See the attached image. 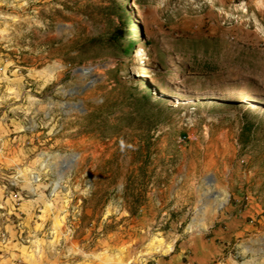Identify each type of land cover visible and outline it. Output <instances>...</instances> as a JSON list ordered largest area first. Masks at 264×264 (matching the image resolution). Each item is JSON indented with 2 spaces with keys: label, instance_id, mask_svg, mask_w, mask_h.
<instances>
[{
  "label": "rangeland",
  "instance_id": "1",
  "mask_svg": "<svg viewBox=\"0 0 264 264\" xmlns=\"http://www.w3.org/2000/svg\"><path fill=\"white\" fill-rule=\"evenodd\" d=\"M0 264H264V0H0Z\"/></svg>",
  "mask_w": 264,
  "mask_h": 264
},
{
  "label": "trees",
  "instance_id": "2",
  "mask_svg": "<svg viewBox=\"0 0 264 264\" xmlns=\"http://www.w3.org/2000/svg\"><path fill=\"white\" fill-rule=\"evenodd\" d=\"M120 20H121V23L113 29V31L109 34V36L104 41H101L98 38L97 39L92 38L88 42H85L80 47V49L85 50L86 48L93 47V46L99 47L102 45V43H107L109 45H115L123 55H127L129 49L132 46V42L129 45L122 46L121 39L125 36V34H124V25L122 24L123 20L122 19Z\"/></svg>",
  "mask_w": 264,
  "mask_h": 264
},
{
  "label": "bare ground",
  "instance_id": "3",
  "mask_svg": "<svg viewBox=\"0 0 264 264\" xmlns=\"http://www.w3.org/2000/svg\"><path fill=\"white\" fill-rule=\"evenodd\" d=\"M131 5H134V3H132V2H131ZM211 12H212V10H211V11H209V13H211ZM257 30H258V29H257Z\"/></svg>",
  "mask_w": 264,
  "mask_h": 264
}]
</instances>
